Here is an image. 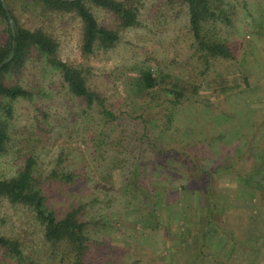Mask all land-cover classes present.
Segmentation results:
<instances>
[{
    "label": "rangeland",
    "instance_id": "rangeland-1",
    "mask_svg": "<svg viewBox=\"0 0 264 264\" xmlns=\"http://www.w3.org/2000/svg\"><path fill=\"white\" fill-rule=\"evenodd\" d=\"M137 1L142 26L123 31L115 49L96 50L93 55L82 53V23L73 15L43 12L33 0L6 1L22 26L42 28L58 41L60 59L84 69L89 87L107 98L120 119L116 125L101 127L93 112L85 114L84 104L70 94L60 74L33 58L17 81L39 93L32 102L15 103L9 151L0 158V178L16 176L30 155L36 160L35 173L41 177L54 170L78 172L72 186L48 182L43 190L48 208L59 216L73 206L87 205L86 220L105 218L113 224V228L97 234L91 230L94 244L89 250V264H214L211 259L192 258L195 245L200 246L202 240L197 233L207 228L206 220H201L207 215L201 196L207 191L208 180L201 170L191 167V159L202 170L213 172L227 158L238 159L240 153L234 157L229 154L242 148L249 152L241 154L243 159L237 161L236 167L229 173L219 170L210 181L214 199L223 210L217 221L224 229L235 232L244 244L233 245L214 226L205 252L225 264H264V193L238 181L255 172V164L260 165L257 157L264 152V137L254 138L256 132L262 131L258 123L264 122V0H231L233 25L209 27L220 40L233 46L238 61H217L204 78L190 48L187 9L173 8L167 0ZM88 6L101 26L116 28L111 13L90 3ZM5 24L0 22V44L6 39ZM143 68H152L161 85H174L192 100L179 108L172 126L165 119L163 107L146 109L156 102L154 91L136 90L135 82ZM246 77L252 90L240 92ZM222 78L230 80L228 97H216L213 92L214 81ZM43 113L47 114L46 120ZM122 113L132 118L144 116L162 141L156 140L159 148L150 149L130 140L136 133L141 138V121L128 120ZM187 131L194 138L189 148L184 149L177 141L169 143V137L179 139ZM227 131L223 138L235 139L229 147L222 141ZM259 145L261 152L255 149ZM200 148L196 159L189 156L193 149ZM63 152L66 162L59 166ZM142 162L154 166L149 189L157 192L148 190L147 196L135 187L138 201L131 203L133 185L141 182L135 180V174L130 176V169L141 167ZM164 167L178 179L167 185L159 181L158 170ZM252 179L264 182L263 173ZM0 230L19 239L25 255L37 264H68L60 257H52L44 227L28 208L0 200Z\"/></svg>",
    "mask_w": 264,
    "mask_h": 264
},
{
    "label": "trees",
    "instance_id": "trees-1",
    "mask_svg": "<svg viewBox=\"0 0 264 264\" xmlns=\"http://www.w3.org/2000/svg\"><path fill=\"white\" fill-rule=\"evenodd\" d=\"M6 1L8 0H0V22L6 23L5 29H3L6 39L4 43L0 44V65L3 64L0 68V158L9 151V142L11 139L9 130L11 120L14 117L15 103L21 100L32 102L35 100L37 93H39L33 89L24 87L17 81L27 68V64L33 58L43 61L48 67L60 74L70 94L84 104L86 108L85 114H87V112H93L96 116V120L100 121L101 127L105 128L110 125H116L120 119V115H117L109 107L107 98L104 95L89 87L84 69L74 67L62 61L59 57L58 41L42 28H27L22 26L18 18L14 15L13 9ZM33 1L40 5L43 12L59 15H73L81 21V50L84 55H93L96 50L105 52L111 51L120 43L121 33L123 31L142 26L140 20V2L137 0ZM166 2L167 5L173 8L181 6L187 9L189 31L192 40L190 48L193 51L192 54L195 64L199 65L198 72L202 78L209 74L217 61L221 60L237 63L238 58L233 46L226 41L220 40L211 30H208L210 26L216 24H223L227 27L233 25L231 19L232 13L229 10L232 4L231 0H167ZM89 3L92 4V6L111 13L116 21V28L110 29L101 26L92 12V9L88 6ZM5 6H7L9 10L13 23L9 22ZM229 82L230 80L225 78H222L217 83L214 81V95L220 97L225 94V96L228 97L229 92L227 93V91L230 88ZM135 84L137 85L136 90L139 91V93H153L154 91L156 102L149 105L146 109L153 110L163 107L166 112L164 113L165 119L170 126L176 121L179 108L184 107L186 104L190 103L189 101H192L188 96L183 95L182 92L178 90V87L168 84L164 86L161 85L160 79L154 74L152 68H143ZM242 85L244 88L242 87L243 89H241L240 92L252 90L247 77L242 80ZM196 104L200 107L199 103ZM122 114L121 116H126L128 120L141 121L139 124L140 127L142 126L143 130L141 138L136 137V135L139 134L136 133L130 136V140L141 145H146L150 149L159 148L158 142L162 141L154 135L155 133L149 125L150 122L146 121L144 116L132 118L129 114ZM43 117L45 120L48 118L46 113H43ZM36 119L37 125L40 126V120H38V118ZM226 119H229V117H226ZM256 124L257 123L253 124V128H256ZM258 124L259 128H262V131L254 134L255 139L261 136L264 137V122ZM169 127H167V130ZM149 130L151 131L150 133ZM167 130L165 129L164 131ZM227 134L228 131L223 133L222 138L227 136ZM127 138L128 136L125 135L124 139L126 140ZM169 139V143L170 141H177L184 146V149L189 148V142L194 140L189 131L179 139H176V137H172V139L169 137ZM221 140L218 139L219 142L226 141L227 147L235 142L234 138H231V140L223 138V140ZM247 140H249V138H247ZM237 143L239 142L237 141ZM261 146L262 145H259V148H255L257 152H261ZM160 152L166 153L169 151ZM248 152L249 151H242V148L233 151V153L229 155L234 157L235 153H240L239 156L236 154L238 159L231 160L227 158L226 161H223L221 165L219 164L213 172L202 170V167L191 159V167L195 170H201L203 176L208 180L206 184L207 191L201 196L204 205L203 210L207 214L205 218L201 217V220H206L205 226L207 228L203 233H197L202 240L200 246H198L199 243L195 245L197 249L194 251L195 254H193V259L202 257L203 259H211L214 264H225L222 259L212 256L209 250V253L205 252L209 248V240H211L210 237L214 226L223 234H226V236L233 241V245L234 243L236 245L238 244V246L239 244H244L236 237L235 232L224 229L225 227L223 228V224L217 221V216L223 210L221 207L219 208V203L216 198L214 199L210 180L213 175H218L219 170L229 173L231 169L236 167L237 161L243 159V155L241 154H246ZM184 154L186 157L188 156L187 153ZM198 154H201V148L193 149L189 156L191 155L196 159ZM65 155L66 153L64 152L61 154L58 163L59 166L66 162L62 159V156ZM253 158L255 157L253 156ZM257 160L260 165L256 166L255 164V172L242 176L238 181L245 186L251 185L253 188L264 193V182H261L260 179H257L258 181L252 179V176L257 178L261 173H263L264 177V152H261ZM155 163H157V161H155ZM153 167L154 166L151 164L146 165L142 162L141 167L130 169V176L135 174V180L141 182L139 186H136L137 183H134L133 189L135 187L139 188L138 191L145 192L147 196L150 194L148 190L157 192V189H149V184L152 183L150 180L152 178L151 169ZM168 170L169 169L166 167L158 170L160 172L158 173L160 176L159 181L162 180L164 185L171 184L175 179H178L176 174H171L172 172ZM35 172L36 160L30 155L27 157L25 165L16 176L7 179L0 178V200H7L12 205L24 206L34 213L37 221L44 227L45 242L53 250V258L60 257L62 262H67L68 264H89V250L91 244H94L91 230H95L97 234L113 228V224L107 223V221L104 220L105 218L86 220L85 215L89 213L87 211V205L73 206L61 216H59L56 211L48 208V198L43 190V185L48 182H59L67 186H72L76 182L78 172L65 170L59 172L58 170H54L47 177L36 175ZM189 179L191 181L192 177ZM135 195H137V192H135L134 189L133 193L130 195L134 199L130 201L131 203L138 201ZM150 210H152V208ZM0 261L7 264H12V262H14V264H37L35 260L25 255L23 243L19 239L8 236L1 230ZM198 262L199 264H203L204 261Z\"/></svg>",
    "mask_w": 264,
    "mask_h": 264
},
{
    "label": "water",
    "instance_id": "water-1",
    "mask_svg": "<svg viewBox=\"0 0 264 264\" xmlns=\"http://www.w3.org/2000/svg\"><path fill=\"white\" fill-rule=\"evenodd\" d=\"M5 10L7 11V16H8L9 22H10V23H13V19H12L10 13H9V10H8L7 6H5ZM2 66H3V64L0 65V68H1Z\"/></svg>",
    "mask_w": 264,
    "mask_h": 264
}]
</instances>
